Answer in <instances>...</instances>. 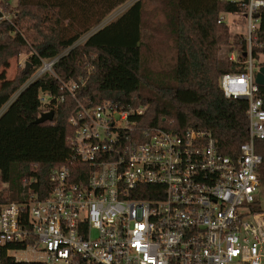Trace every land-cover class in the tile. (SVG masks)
<instances>
[{
    "label": "built area",
    "instance_id": "obj_1",
    "mask_svg": "<svg viewBox=\"0 0 264 264\" xmlns=\"http://www.w3.org/2000/svg\"><path fill=\"white\" fill-rule=\"evenodd\" d=\"M220 1L239 11L222 12L218 23L239 18L244 29L237 36L246 43L229 57L234 63L242 57L243 71L220 78L227 99L248 102L249 137L239 158L220 153L204 129H140L144 106L79 104L69 120L70 165L51 171L46 197L32 179L23 183L20 200L4 202L8 184L0 172V264L7 258L33 264H264V212L253 210L263 185L258 145L264 143V99L255 83L254 49L264 0ZM57 61H42L35 80L56 76ZM86 86L83 78L62 83L74 98ZM53 99L40 95L44 113L62 101ZM27 251L34 258H18Z\"/></svg>",
    "mask_w": 264,
    "mask_h": 264
},
{
    "label": "trees",
    "instance_id": "obj_2",
    "mask_svg": "<svg viewBox=\"0 0 264 264\" xmlns=\"http://www.w3.org/2000/svg\"><path fill=\"white\" fill-rule=\"evenodd\" d=\"M129 1L18 0L16 10L11 11L0 0V68L23 53L28 57L25 68L12 81L0 75V172L8 184L1 194L4 202L20 200L23 183L32 179L37 180L35 188L41 198L51 192V171L70 165L69 139L74 128L69 120L79 104L93 107L112 101L124 108L144 106L145 116L137 119L140 129L161 128L178 134L190 127L204 129L216 139L220 153L239 158L249 137L248 102L227 99L220 78L243 71V59L234 63L219 57L231 35L227 25L218 23L222 12L236 13L239 7L220 0H161L168 9L176 63L168 80L159 77L156 83L145 75L143 66L145 40L159 35L147 32L145 0L135 1L104 25ZM260 19L255 60L264 54V9ZM235 38L244 50L245 41ZM54 59H58L53 66L56 76L47 73L24 88L43 66L42 61ZM81 78L87 80V86L75 98L62 89V83ZM259 89L264 99V87ZM42 93L54 98L52 104L56 99L62 101L55 110L46 111H54L52 121L35 124L44 113ZM258 152L264 158L263 142ZM253 210L264 212L258 206ZM4 262L33 264L10 258Z\"/></svg>",
    "mask_w": 264,
    "mask_h": 264
},
{
    "label": "rangeland",
    "instance_id": "obj_3",
    "mask_svg": "<svg viewBox=\"0 0 264 264\" xmlns=\"http://www.w3.org/2000/svg\"><path fill=\"white\" fill-rule=\"evenodd\" d=\"M136 0H130L125 5L116 9L109 18L111 22L116 20L121 14H123ZM5 6H7L11 11H15L17 8L18 0H3ZM146 4V26L147 32L149 31H157L159 34L155 39L145 40V48L143 51V66L145 75L150 77L151 80L157 83V79L159 77H163L168 80L171 72L173 71L176 63V50L174 40L171 37L170 30H169V20L167 18V11L162 5L161 0H145ZM5 18L12 19L10 14H5ZM108 18V19H109ZM233 19L231 17L227 18V21L231 24L227 25L229 29V33L231 35L230 42L228 44H223L221 50L219 52V57L221 59H229L232 51H241V47L236 44L237 39L235 38L240 32L243 31V22L239 20V18ZM89 35L83 37L79 44L83 43L85 39H87ZM236 40V41H235ZM230 48H233L230 51ZM236 52V53H238ZM27 56L23 53L20 56L11 59L5 66L7 67V74L6 76L9 80H13L16 76L25 68L27 62ZM264 65V54L259 56V60L255 61V72L258 71L260 66ZM43 67V66H42ZM42 67L32 76L29 83L35 81L39 71ZM4 68L1 67L0 69ZM149 89L146 88L144 93L148 95ZM17 96V95H16ZM6 109V106L3 110ZM261 176L263 178V185L258 194V207L264 211V169L261 171ZM18 258H27L32 259L34 258V254L31 251L27 252H19L17 253Z\"/></svg>",
    "mask_w": 264,
    "mask_h": 264
},
{
    "label": "water",
    "instance_id": "obj_4",
    "mask_svg": "<svg viewBox=\"0 0 264 264\" xmlns=\"http://www.w3.org/2000/svg\"><path fill=\"white\" fill-rule=\"evenodd\" d=\"M256 18H259V15L256 16ZM33 83V82H32ZM30 83V84H32ZM255 83L259 86V87H264V66H261L256 74V79H255ZM30 84H28L27 86H29ZM26 86V87H27ZM25 87V88H26ZM25 90V89H24ZM54 118V111H50L48 113H43L40 118H38L35 121V124H44L46 122L52 121Z\"/></svg>",
    "mask_w": 264,
    "mask_h": 264
},
{
    "label": "crops",
    "instance_id": "obj_5",
    "mask_svg": "<svg viewBox=\"0 0 264 264\" xmlns=\"http://www.w3.org/2000/svg\"><path fill=\"white\" fill-rule=\"evenodd\" d=\"M137 1V0H136ZM135 2V1H134ZM133 2V3H134ZM132 3V4H133ZM130 6H131V4H130ZM129 6V7H130ZM122 15V14H121ZM109 18V17H108ZM111 22V19L109 18V19H107L105 22H104V25H106V24H108V23H110ZM2 74H5V77H6V80H8V81H12V80H9V78L6 76V74H7V67L6 66H4V68H2V69H0V75H2ZM0 88H1V85H0ZM7 107V106H6ZM5 110V109H4Z\"/></svg>",
    "mask_w": 264,
    "mask_h": 264
}]
</instances>
